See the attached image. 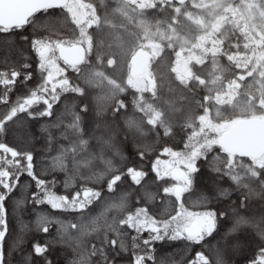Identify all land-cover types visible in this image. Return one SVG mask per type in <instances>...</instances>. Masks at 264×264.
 I'll return each instance as SVG.
<instances>
[{
	"label": "trees",
	"instance_id": "16d2710c",
	"mask_svg": "<svg viewBox=\"0 0 264 264\" xmlns=\"http://www.w3.org/2000/svg\"><path fill=\"white\" fill-rule=\"evenodd\" d=\"M81 1L101 8V12L104 11L109 15L113 13L111 0H106L104 5L101 3L102 0ZM169 4L171 3L167 0L164 2V5ZM148 17L156 21L161 17V12L156 7L148 11ZM27 22L28 27L23 33L16 32L15 27L9 29L0 27V72L11 73L13 70L21 72V77L17 79L15 86L8 94V104L0 103V112L8 110L18 98H26L30 91L36 89L42 82L41 74L37 70V57L30 45L33 36L44 37L48 43L71 41L76 38V24L63 6L49 7L46 11L39 10ZM21 35H28L29 40L21 39ZM61 62L65 67L63 77L79 89V93L62 94L60 101L53 107L52 117L36 120L29 118L26 113H19L16 124L9 122L3 142L18 150L31 151L34 156V171L48 182L55 180V184H50V187L57 195H66L71 198V195L84 187L93 188L101 195L82 209H52L48 204L36 205L31 201V193L35 191L34 181H31L26 174L21 176V183H28L31 187L26 190L24 197L18 187L13 199L6 204L9 232L4 243V253L6 259L11 260V264H19L20 261L21 251L13 252L11 257L8 256L9 252H12L13 242L17 240L20 241L23 252L30 251L33 242L44 244L54 241L47 253L52 264H71L72 261H78L84 257L90 258L93 264H96V258L89 257L92 245H99L100 240L107 235L109 240L118 241L115 250L119 251L120 237L110 231V226H119L118 221L126 217L130 211L134 212L137 207H145L149 215L157 219H170L178 211L175 198L163 193V187L169 186L170 183L167 179L157 180L151 165L158 156H161L162 149L165 147L176 151L184 150L189 129L179 122L194 113L193 98L203 95V92H195L177 83L171 85L167 98L173 103V126L169 131H165L160 125L149 123L136 108L131 90L116 91L106 81H96L91 84L87 82L88 75L96 64L94 53L86 54L85 61L79 66H70L62 60ZM25 63H30L32 66L28 69L32 72V79L27 82L23 81L25 70L22 66ZM112 70H108V73L111 74ZM3 92L4 86L0 85V95ZM43 107L41 104L39 109L42 110ZM82 107L86 111H80ZM224 113L228 114V108ZM73 114L81 117L80 121H76V134L70 131L68 140H60L58 143L65 146L75 143V160L69 153L64 158L66 167L61 170L56 167L53 159L59 155V152L55 150V147L52 152L46 150V134L41 132V126L53 122L57 115H62L65 122L72 121ZM81 132L82 135L79 134ZM81 139L89 140L88 148L83 151L79 145ZM117 151L126 157L125 161H120L116 156ZM138 151L148 153L142 163V170L148 173L142 181V186L134 185L128 179L118 182V186L109 192L107 181L114 173L105 174L98 181L95 178L83 179L94 172L105 171V166L99 159L101 154L105 159H112L118 168L122 167L126 170L129 166H141ZM214 155H216L215 160H213ZM231 157L232 155L215 148L212 153H209V162L229 172L230 175H237L241 183L248 184L253 190V195L246 202V207L238 209L239 213L257 219L264 217V169L252 163V158L233 156L231 163ZM8 158H11L10 155ZM89 162H91L90 165L84 166ZM209 162L205 160L198 162L200 172L196 174L192 190L185 194L183 200L185 207L194 212L207 209L224 211L226 217L221 221L222 234L223 230L232 226V205L238 204L237 198L240 193L235 190L229 178L218 176ZM45 168L48 170L43 171ZM253 172H258L259 176H254ZM66 182L67 187H65ZM220 187L231 189V194L217 200L215 199L216 191ZM145 192L151 193L153 198L149 199ZM204 196L209 198L206 204L200 202ZM25 197L27 198L25 203L14 209V201ZM121 197H124L123 208L117 206L121 202ZM40 216H47L52 220L47 234L37 230L36 221ZM72 225L77 227L73 228ZM122 233L127 251L120 252L119 256H114L111 246L107 248V251L110 257L116 260V264H129L133 254L132 238L137 234L126 227L122 228ZM147 236L148 233L144 232L136 242L139 244L136 251L140 254H144L146 250L143 239ZM219 238L217 236L216 240ZM233 239L239 243L240 247L235 252L229 251L226 256L228 264H249V261L258 255L260 247L253 235V229L242 226ZM208 240L213 245L216 243V240L211 238ZM201 250L210 257L213 255L207 249L190 245L184 240L157 241L150 249L154 259L147 261L146 264H187L188 260L194 257L195 252Z\"/></svg>",
	"mask_w": 264,
	"mask_h": 264
},
{
	"label": "snow or ice",
	"instance_id": "6c2138e0",
	"mask_svg": "<svg viewBox=\"0 0 264 264\" xmlns=\"http://www.w3.org/2000/svg\"><path fill=\"white\" fill-rule=\"evenodd\" d=\"M62 5L49 4L47 7H56ZM41 11H46L41 9ZM28 27V22L15 26V31L18 33H23ZM21 39L28 41V35H21ZM205 43H211L215 45V41L209 40ZM222 44L223 41H220ZM31 48L37 57V70L41 74V83L36 89L31 90L30 94L26 98H18L15 104H13L8 110L0 112V264H11L10 259H6L4 253V243L6 235L9 232L8 229V209L6 204L9 200L13 199L16 189L19 187L21 190V195L24 197L26 190L31 187L28 183H21V176L27 175L34 181L35 191L31 193V201L36 205L48 204L52 209H77L84 208L88 204L100 197L101 193L90 187H84L82 190L76 191L71 198L66 195H57L51 190L50 184L54 185L55 180L48 182L45 179L40 178L34 171V156L31 151H25L23 149L18 150L15 147L9 146L8 143L3 142V137L8 130L9 122L16 124L19 120V113H26L31 119L39 120L41 118L52 117L53 107L57 104L61 95L68 92L79 93V89L72 86L67 78L61 79V73L54 69L57 65L50 56L51 49L49 43L44 37L31 38ZM193 48H201V50L207 55L209 54V49L203 44L193 45ZM234 47H239V45H234ZM245 48L248 47L247 44L244 45ZM258 48L264 49V41L261 42ZM191 51V49H189ZM212 56H224L231 63L235 64L236 68L248 69L249 64L252 63V59H243V54L241 53H229L223 48L218 51H211ZM252 57L256 59V63L251 71L247 72V76H251L253 71H258L260 81H264V51H261L260 55L257 56L256 52L252 53ZM200 63H205L206 60L198 61ZM219 66V65H218ZM23 69L25 70L23 74V81L27 82L32 79V72L29 71L32 66L30 63L23 64ZM225 71L229 68L225 67ZM247 76L238 74V80H245ZM21 77L20 71L0 72V85L4 86V92L0 95V103L8 104V94L15 86L18 78ZM223 79V77H221ZM201 84L204 83L203 80L200 81ZM259 82V81H258ZM233 85L239 88V83L236 80L227 82L225 85V91H217L214 96L205 95L203 98L204 111L207 112V104L210 100L215 102L217 106H223L224 104H231L232 100L235 99L236 95L239 93H232ZM264 88V84H261ZM250 99H256V97H251ZM43 105V109H39L40 105ZM257 105L260 109H264V92H261ZM255 108L256 106H252ZM36 109V110H33ZM67 111V108L65 109ZM80 111H86L85 108H81ZM220 107H217V115H220ZM264 114V113H262ZM74 115V120L67 121L63 119L62 115H57L56 119L49 123L41 126V132L46 134V150L52 152L55 150L59 152V155L53 159L56 162V167L64 170L65 157L69 153L72 155V159L75 160V149L76 144H59L60 140H68V133L74 132L77 127L76 121H80L81 117ZM201 123H204V117H201ZM53 130H56L55 132ZM82 135V132L79 133ZM230 134L227 132L218 133L216 139L201 144L199 146L195 144H190L187 141L184 144V150L176 151L172 148L165 147L162 149L161 155H165L170 159L161 160L159 156L152 163L151 169L155 174L157 180H164L165 177L170 178L174 183L169 186L163 187V193L174 197L175 202L178 205V211L176 215L171 216L170 219H157L149 215L147 208L137 207L134 212H129L126 217L121 218L118 221L119 226H110V231L114 232L119 240V251L115 250L118 244L116 239L109 240L107 235H105L99 242V245L93 244L89 257L96 258V264H116V260L108 254L107 248L112 247L114 250V256H119L120 252L127 251L125 244L123 243V233L122 228L126 227L132 229L137 234L133 239V254L129 259V264H146L147 261L154 259L153 255L150 254V249L152 245L157 241H164L165 239L170 241L184 240L189 242L190 245H197L201 249H207L212 252L213 255L210 257L205 251H197L194 257L188 260L187 264H228L226 256L229 251L235 252L239 249L240 245L238 242L234 241L233 237L235 233L239 231L242 226H248L253 229V235L259 242V253L258 255L249 261V264H264V217L259 219L255 217H246L241 215L238 209L246 207V202L253 195V190L248 184L241 183L240 177L237 175H230L229 172L222 170L219 167L214 166L212 162H209V153H212L213 149L219 148L222 152L234 155L231 151L229 144ZM81 150H86L89 145L88 139H81L79 141ZM206 149V151H205ZM148 153L144 151H138L139 160L141 166H129L126 168H118L112 159H105L101 154L99 159L103 162L105 166V171L101 173H92L91 176H85L83 179L90 180L95 178L97 181L102 179L105 174L114 173L111 178L107 181V189L109 192L113 191L118 182L131 180L132 184L137 186H142V181L148 173L142 170V163L145 156ZM239 154L245 155L249 153L240 152ZM10 155V159L8 158ZM218 155V154H217ZM116 156L119 157L120 161H125L126 157L120 153L116 152ZM251 158L256 161L259 168L264 169V152H257L251 155ZM216 159V155L213 156V160ZM201 160L208 161L212 170L220 177L229 178L235 190L239 191L238 204L232 205L233 209V223L231 227L223 230L221 234V221L226 217L224 211H217L216 209H207L204 211H189L184 204L183 197L186 193H189L194 184L196 174L200 172V167L198 162ZM91 162L84 166L90 165ZM45 168L43 171H47ZM254 176H259L258 172H253ZM67 182L65 187H67ZM231 194V189L218 188L216 191L215 199H220L223 197H228ZM145 195L152 199L151 193L145 192ZM260 195V193H256ZM26 197L23 199H17L13 203V208H19L21 204L25 203ZM201 203H208L209 198L204 196L201 198ZM120 208L124 207V197H121V202L117 205ZM52 223L47 216H40L37 221V230L44 234L49 233V225ZM73 228L77 225H72ZM144 232L148 233L146 239H143V245L145 246L144 254H140L136 251L139 248V244L136 243L141 234ZM219 236V240L216 237ZM208 238L216 240L213 245L210 243ZM53 242H46L41 244L40 242H33L31 245V250L23 252L21 249V243L19 240L14 241L12 245V252H9L8 256L11 257L13 252L21 251V257L19 264H52L51 259L48 257L47 253L50 250ZM188 246V245H186ZM71 264H93L90 258L84 257L78 261H72Z\"/></svg>",
	"mask_w": 264,
	"mask_h": 264
},
{
	"label": "rangeland",
	"instance_id": "374dc122",
	"mask_svg": "<svg viewBox=\"0 0 264 264\" xmlns=\"http://www.w3.org/2000/svg\"><path fill=\"white\" fill-rule=\"evenodd\" d=\"M105 1L102 0V5ZM111 1L113 13L109 15L81 0H61L60 4L77 27L74 40L49 43L50 56L57 65L54 70L62 74L61 79L65 67L58 55L59 48L82 45L87 55L95 54V68L89 73L87 82L106 81L116 91L131 90L136 108L149 123L160 125L165 131L173 126V103L167 98L171 85L177 83L203 92L193 98L194 113L179 122L189 129L187 142L197 146L216 139L223 129L228 131L240 121L264 119V109L257 105L264 92L261 87L264 81H260L259 70L247 76L256 63L252 53L255 51L259 56L264 51L257 47L264 41V0H167L169 5H164L166 0ZM156 7L161 17L152 21L148 11ZM209 40L215 41V45L205 43ZM198 44L207 47L209 54L192 47ZM221 48L229 53H241L243 59H252V63L248 69L236 68L226 57L210 54ZM144 56L148 61L138 69L136 60ZM200 60L206 62L200 63ZM225 67L229 70L225 71ZM110 69H113L111 74L108 73ZM238 74L247 78L238 80ZM233 80L240 87L233 85L231 91L239 95L231 104L223 106L210 100L205 112L202 106L205 95L214 96L217 91H225L227 82ZM217 107H220V115H217ZM227 108L228 114H225ZM159 158L170 159L165 155ZM230 159L232 163L233 156ZM165 179L174 183L168 177Z\"/></svg>",
	"mask_w": 264,
	"mask_h": 264
},
{
	"label": "water",
	"instance_id": "95a60500",
	"mask_svg": "<svg viewBox=\"0 0 264 264\" xmlns=\"http://www.w3.org/2000/svg\"><path fill=\"white\" fill-rule=\"evenodd\" d=\"M61 0H0V27L12 28L27 21L37 11L49 4L59 5ZM58 55L62 61L71 66H77L85 61L86 51L82 45L72 48L60 47ZM147 58L137 61L138 69H141ZM231 151L237 156H247L264 152V120L247 119L232 126L228 132ZM240 152L249 153L245 155Z\"/></svg>",
	"mask_w": 264,
	"mask_h": 264
},
{
	"label": "flooded vegetation",
	"instance_id": "af4514ba",
	"mask_svg": "<svg viewBox=\"0 0 264 264\" xmlns=\"http://www.w3.org/2000/svg\"><path fill=\"white\" fill-rule=\"evenodd\" d=\"M90 27H91V25L89 24V25H88V28H90ZM144 57L147 58V60H146V62H145V64H146L147 61H148V57H147V56H144ZM144 57H142L141 60H142ZM138 60H139V59L136 60V63H137ZM145 64H144V65H145ZM70 66H71V65H70ZM77 66H79V65H77ZM223 132H224V129H223Z\"/></svg>",
	"mask_w": 264,
	"mask_h": 264
}]
</instances>
